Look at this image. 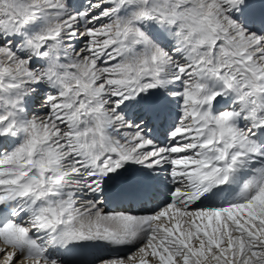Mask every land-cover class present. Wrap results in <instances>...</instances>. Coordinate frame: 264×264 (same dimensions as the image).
<instances>
[{
    "label": "snow or ice",
    "instance_id": "6c2138e0",
    "mask_svg": "<svg viewBox=\"0 0 264 264\" xmlns=\"http://www.w3.org/2000/svg\"><path fill=\"white\" fill-rule=\"evenodd\" d=\"M0 264H264V0H0Z\"/></svg>",
    "mask_w": 264,
    "mask_h": 264
}]
</instances>
